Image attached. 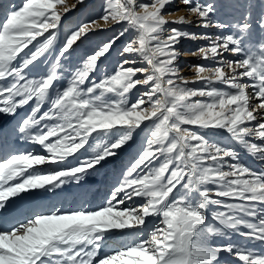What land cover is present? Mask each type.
Here are the masks:
<instances>
[{"label": "snow or ice", "instance_id": "snow-or-ice-1", "mask_svg": "<svg viewBox=\"0 0 264 264\" xmlns=\"http://www.w3.org/2000/svg\"><path fill=\"white\" fill-rule=\"evenodd\" d=\"M173 4L175 11L166 13ZM237 7L235 31L210 35L166 26L229 27L213 19L212 3L103 0L101 14L67 29L57 48L63 16L71 11L66 0L12 4L0 20V115L27 109L17 131L46 155L16 153L0 161V264H222V253L239 264H264V252L247 244L213 242L238 236L264 244V171L209 139L226 133L264 162V0L255 17L253 6ZM179 11L188 15L166 18ZM103 25L121 31L65 65ZM126 35L120 49L126 58L101 74ZM182 38L207 41L191 55L213 62L192 66L191 80L176 63ZM54 51L46 71L29 75ZM197 82L203 86H190ZM138 86L143 91L133 98ZM141 133L136 155L98 208L3 215L22 194L78 183ZM44 165L58 167L44 171ZM117 235L136 238L102 252Z\"/></svg>", "mask_w": 264, "mask_h": 264}, {"label": "rangeland", "instance_id": "rangeland-1", "mask_svg": "<svg viewBox=\"0 0 264 264\" xmlns=\"http://www.w3.org/2000/svg\"><path fill=\"white\" fill-rule=\"evenodd\" d=\"M21 2L22 0H0V20L3 19V14L11 8L12 4L19 5ZM143 2H150V0H143ZM200 2L214 4L216 7V12L213 16V19L217 22L229 25V27H226L224 29H215V28L204 29L201 27H196L192 24H169L166 27L169 28L177 27L183 31L190 33H197V34L199 33H208L210 35H220L221 33L228 34L230 32L235 31V29H233L231 25L239 19V9L237 7L238 5L253 6L252 11H253V16L255 17L260 12V4H261V0H200ZM66 4L69 8H71V11L67 12L63 16L62 28L59 31L60 32L59 40L63 39L64 32L67 29L74 28L76 25H78L81 22H85L90 19L97 18L101 14L103 0H84L83 4H77V0H66ZM72 5H76V7L72 8ZM180 7H183V5H180ZM60 10L63 11L62 8ZM164 11L166 13L175 11V5L173 4L167 6ZM187 15L188 14L186 12L179 11L176 12L175 15L167 16L166 18L171 21V20H177L180 16H187ZM191 19L194 20L195 18L192 17ZM103 28L105 29L104 31L89 33V37L88 39L85 40L84 44L80 48H78L77 51L69 59L65 60L64 64L68 65L69 67L74 66L85 50H91L101 42H106L112 37L117 36L121 31L120 25H103ZM127 39L128 37L126 35L125 37H122L119 41H117L115 45V50L112 52L111 57L108 60L104 61V65L101 68V74H103V72L105 71L110 72L114 68L117 61L126 58V56L120 55V49L127 41ZM256 39H258V36L256 37ZM59 40L57 43V48L59 47ZM207 43H208L207 41H203V40H192L187 38L181 39L180 43L177 45V48L183 54H181L178 57V60L176 62L177 66L181 70L180 71L181 76L191 80L195 76V69L192 66L194 65L211 66L213 62L203 60L199 56L191 55L192 52L196 51L198 46L206 45ZM54 55H55V51L53 52L52 56H48L47 58L48 61L45 60V62L47 61L50 64L52 62V58ZM228 58L235 59L236 57H232L231 55H228ZM137 66H142V65H137ZM64 75H67V73H64ZM63 83L64 81L59 82V84L61 85ZM190 86L195 88H200L203 85L202 82H197L195 84H191ZM217 87H221V85H217ZM138 90L143 91V88L138 86V89H134L132 93L133 98H135V95L137 94ZM26 113H27V109H23L22 111L23 116H25ZM12 122L14 121L12 120ZM210 131L211 130H209V132ZM143 137H144V133H141V135L136 138L135 142L119 150V154L116 157L110 158L109 160L103 162L101 166H97L96 169L90 172L89 174L90 176L87 175L84 179L81 180L82 182L79 181L77 183L75 181L77 186L75 187L73 186L70 191H72L73 193L76 192L84 193V196L87 197L86 198L88 200L87 202H91V201L95 202L98 199L102 201V203H104L106 197L110 194L113 186L117 183V180L120 177L122 170L126 168V166L129 164V161L133 158V156L136 155L139 147L141 146ZM209 139L221 140L226 146L235 148L239 153V159L241 163H243L247 167L257 172L264 171V162L256 160L254 157L247 154L242 149L241 146L231 141L230 138L227 137L226 133H220V135L215 137L209 135ZM70 162L71 164L74 165L76 163L75 158H70ZM57 167H58L57 165H51V168H49L46 171H51L52 169ZM59 167H65V165L62 164L59 165ZM71 182L73 183L74 180ZM71 182L63 185L62 187L69 185ZM49 192L50 191H47L46 193ZM26 194L29 193L22 194L20 197L15 198V200L19 201L22 197H25ZM139 203L140 201L137 199L136 204L138 205ZM127 204L129 206H132V201H128ZM121 207H124V205H121ZM209 219H210V215H209ZM152 221L153 218H148L147 227L150 228L152 226ZM132 231L133 233H135V232H139L140 230L132 229L130 232ZM140 235L141 237H143L144 235H146V232H141ZM135 238L136 237L132 235L129 236L127 235L124 237L118 235L114 237L113 245H115L116 248L118 246V243L123 239H126L127 243L129 244ZM213 242L216 244H228L231 242L244 243L247 244L248 247L254 249L257 252H260L259 249H257L258 245L264 246V244H260L255 241L243 240V238L238 236H233L231 239L216 238ZM221 257H222V264H239V262L234 257L230 256L227 253H222Z\"/></svg>", "mask_w": 264, "mask_h": 264}, {"label": "bare ground", "instance_id": "bare-ground-1", "mask_svg": "<svg viewBox=\"0 0 264 264\" xmlns=\"http://www.w3.org/2000/svg\"><path fill=\"white\" fill-rule=\"evenodd\" d=\"M57 35L59 38L60 32H58ZM47 61L46 62L44 61L43 63H39L37 68L33 69V71L29 73V75H39L42 74L44 71H46L49 66V63ZM22 111L23 109L19 111L18 115L11 117H8L6 115H0V161L8 157L10 154H16V153L32 152L35 154L46 155L44 150L39 145H34L26 141L18 133L17 126L21 118L24 117ZM12 120L14 122H12ZM49 168H51V165L42 166V170L44 171L48 170ZM73 186L74 187L77 186L75 181L73 183L71 182L69 185L65 187L59 188L57 190L55 189L54 191H50L49 193H46L47 191L41 190L26 194L25 197H22L21 199L19 198L20 199L19 201L15 199L10 201L9 207L3 213V215L5 217H16L18 219H22L35 212H42V211H49L56 209L65 212L74 211L77 209L91 210L98 208L102 204V201L98 199L95 202L92 201L87 202L88 200L86 199L87 197L84 196V193H79V192L73 193L72 191H70ZM131 230H126V231L130 232ZM113 240L114 237L108 241V243L102 249V252H108L115 248V245H113L114 242ZM124 244H128L126 239L121 240L118 243V246ZM257 249H259L260 252H264L263 245H258Z\"/></svg>", "mask_w": 264, "mask_h": 264}]
</instances>
